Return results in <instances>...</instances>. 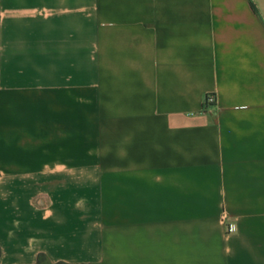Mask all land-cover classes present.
<instances>
[{
  "label": "crops",
  "instance_id": "obj_1",
  "mask_svg": "<svg viewBox=\"0 0 264 264\" xmlns=\"http://www.w3.org/2000/svg\"><path fill=\"white\" fill-rule=\"evenodd\" d=\"M0 248L264 264V0H0Z\"/></svg>",
  "mask_w": 264,
  "mask_h": 264
},
{
  "label": "built area",
  "instance_id": "obj_2",
  "mask_svg": "<svg viewBox=\"0 0 264 264\" xmlns=\"http://www.w3.org/2000/svg\"><path fill=\"white\" fill-rule=\"evenodd\" d=\"M217 98L215 94L209 93L205 96L204 99V108H209L211 106L216 107ZM228 229L230 231H236L238 229V224L233 222L228 224Z\"/></svg>",
  "mask_w": 264,
  "mask_h": 264
},
{
  "label": "trees",
  "instance_id": "obj_3",
  "mask_svg": "<svg viewBox=\"0 0 264 264\" xmlns=\"http://www.w3.org/2000/svg\"><path fill=\"white\" fill-rule=\"evenodd\" d=\"M0 255H1V248H0ZM36 264H69V263H65V262L51 263L45 254H39Z\"/></svg>",
  "mask_w": 264,
  "mask_h": 264
}]
</instances>
